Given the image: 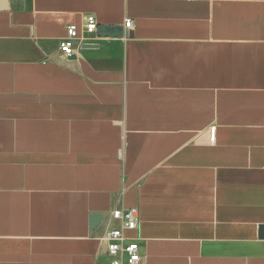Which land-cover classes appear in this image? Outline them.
<instances>
[{"label":"crops","instance_id":"crops-1","mask_svg":"<svg viewBox=\"0 0 264 264\" xmlns=\"http://www.w3.org/2000/svg\"><path fill=\"white\" fill-rule=\"evenodd\" d=\"M120 207L143 264H264V0H0V264H107Z\"/></svg>","mask_w":264,"mask_h":264},{"label":"built area","instance_id":"built-area-1","mask_svg":"<svg viewBox=\"0 0 264 264\" xmlns=\"http://www.w3.org/2000/svg\"><path fill=\"white\" fill-rule=\"evenodd\" d=\"M138 1H164V0H138ZM190 3L198 0H182ZM229 2L234 0H203ZM132 21L125 20L124 28L129 29ZM97 23L93 16H88L81 30L74 25L66 27V35L59 42V51L65 58L72 57L75 52V41H81L84 34H94ZM215 129H209V140L214 141ZM104 226V233L99 240L105 250L107 264H143L140 239L130 237L128 233L137 232L139 228V215L135 208H115L100 222Z\"/></svg>","mask_w":264,"mask_h":264},{"label":"water","instance_id":"water-1","mask_svg":"<svg viewBox=\"0 0 264 264\" xmlns=\"http://www.w3.org/2000/svg\"><path fill=\"white\" fill-rule=\"evenodd\" d=\"M6 3V0H3ZM97 35L100 37L119 38L122 35L121 27L117 26H99L97 28ZM101 216L98 214L91 215V228L94 229L98 226Z\"/></svg>","mask_w":264,"mask_h":264}]
</instances>
